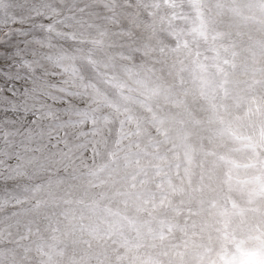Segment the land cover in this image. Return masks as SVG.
<instances>
[{
  "label": "rangeland",
  "instance_id": "374dc122",
  "mask_svg": "<svg viewBox=\"0 0 264 264\" xmlns=\"http://www.w3.org/2000/svg\"><path fill=\"white\" fill-rule=\"evenodd\" d=\"M261 93L264 0H0V264H188Z\"/></svg>",
  "mask_w": 264,
  "mask_h": 264
},
{
  "label": "clouds",
  "instance_id": "9594fccd",
  "mask_svg": "<svg viewBox=\"0 0 264 264\" xmlns=\"http://www.w3.org/2000/svg\"><path fill=\"white\" fill-rule=\"evenodd\" d=\"M220 128L211 183L189 190L206 214L188 264H264V93L248 97Z\"/></svg>",
  "mask_w": 264,
  "mask_h": 264
}]
</instances>
